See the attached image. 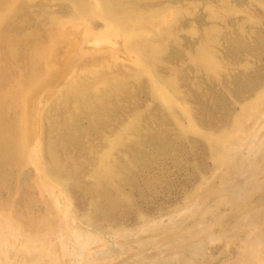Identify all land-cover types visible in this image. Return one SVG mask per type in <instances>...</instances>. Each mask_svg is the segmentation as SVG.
Masks as SVG:
<instances>
[{
    "label": "rangeland",
    "instance_id": "rangeland-1",
    "mask_svg": "<svg viewBox=\"0 0 264 264\" xmlns=\"http://www.w3.org/2000/svg\"><path fill=\"white\" fill-rule=\"evenodd\" d=\"M0 264H264V0H0Z\"/></svg>",
    "mask_w": 264,
    "mask_h": 264
},
{
    "label": "bare ground",
    "instance_id": "bare-ground-1",
    "mask_svg": "<svg viewBox=\"0 0 264 264\" xmlns=\"http://www.w3.org/2000/svg\"><path fill=\"white\" fill-rule=\"evenodd\" d=\"M70 1V0H69ZM65 6V5H64ZM69 8V7H68ZM95 9V8H94ZM103 12V11H102ZM173 16V15H172ZM84 18V17H83ZM170 19V18H169ZM69 21V20H68ZM112 21V20H111ZM104 22V21H103ZM81 24V23H80ZM73 25V24H72ZM86 25V24H85ZM118 25V24H117ZM72 30H73V28H72ZM112 30V29H111ZM92 33V32H91ZM96 34V33H95ZM112 34V33H111ZM73 35V34H72ZM71 35V36H72ZM94 36V35H93ZM70 37V36H69ZM71 38V37H70ZM72 40H74V39H72ZM64 41V40H63ZM66 42V41H65ZM64 42V43H65ZM63 43V44H64ZM67 44H68V40H67ZM67 44H65V45H67ZM75 46V45H74ZM62 48H64L63 46H62ZM81 49H82V47H81ZM65 50V49H64ZM102 50V49H101ZM59 73V72H58ZM41 84V83H40ZM43 88V87H42ZM44 89V88H43ZM43 91V90H42ZM29 92V91H28ZM31 93V92H30ZM34 96V95H33ZM26 100V99H25ZM28 102V101H27ZM27 102H26V104H27ZM23 104V103H22ZM28 106V105H27ZM28 108V107H27ZM26 111V110H25ZM36 111V110H35ZM38 112V111H37ZM26 113H27V111H26ZM37 114V113H36ZM35 114V115H36ZM31 115H32V112H31ZM39 118V117H38ZM248 118V117H247ZM39 125V124H38ZM261 127H262V125H260ZM32 133H33V131H31V130H29L28 132H27V134H26V138L28 139V138H30V136L32 135ZM37 137V136H36ZM40 141V140H39ZM37 145V144H36ZM240 148L242 149V147L240 146ZM28 154V153H27ZM41 161V160H40ZM116 200V199H115ZM111 204V203H110ZM51 209V208H50ZM122 215V214H121ZM9 219V218H8ZM5 221V220H4ZM7 222V221H6ZM80 222V221H79ZM14 225V224H13ZM130 230V229H129ZM11 233V232H10ZM43 241V240H42ZM68 245V244H67ZM105 247H107V246H105Z\"/></svg>",
    "mask_w": 264,
    "mask_h": 264
}]
</instances>
